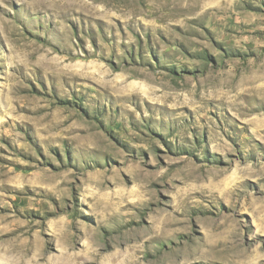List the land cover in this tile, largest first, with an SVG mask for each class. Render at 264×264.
I'll list each match as a JSON object with an SVG mask.
<instances>
[{
  "label": "rangeland",
  "instance_id": "obj_1",
  "mask_svg": "<svg viewBox=\"0 0 264 264\" xmlns=\"http://www.w3.org/2000/svg\"><path fill=\"white\" fill-rule=\"evenodd\" d=\"M63 248L264 264V0H0V264Z\"/></svg>",
  "mask_w": 264,
  "mask_h": 264
},
{
  "label": "bare ground",
  "instance_id": "obj_2",
  "mask_svg": "<svg viewBox=\"0 0 264 264\" xmlns=\"http://www.w3.org/2000/svg\"><path fill=\"white\" fill-rule=\"evenodd\" d=\"M48 1V0H47ZM74 1V0H73ZM89 1V0H88ZM24 2V1H23ZM36 2V1H35ZM59 2V1H58ZM63 2V1H62ZM81 2V1H80ZM26 3V2H25ZM28 3V2H27ZM30 3V2H29ZM28 3V4H29ZM42 3V2H41ZM44 3V2H43ZM38 4V3H37ZM48 5H49V3H47ZM46 4V5H47ZM60 4V3H59ZM65 4V3H64ZM67 4V3H66ZM80 4V3H79ZM87 4H88V2H87ZM41 5V4H40ZM46 5H43V6H45L46 7ZM56 5V4H55ZM64 6V5H63ZM78 6V5H77ZM82 6V5H81ZM90 6H92V5H90ZM48 7V6H47ZM46 7V8H47ZM50 7V6H49ZM82 7H80V9H81ZM85 8V7H84ZM88 8V7H87ZM75 9H76V6H75ZM74 9V10H75ZM92 9V8H91ZM92 10H95V9H92ZM52 11V10H51ZM97 12V11H96ZM99 14V13H98ZM41 54V53H40ZM39 56V55H38ZM43 56V55H42ZM38 59V58H37ZM52 59V58H51ZM41 60V59H40ZM47 60H48V58H47ZM56 60V59H55ZM45 61H46V59H45ZM40 62V61H39ZM46 62H49V60L48 61H46ZM52 62V61H51ZM56 62H58V61H56ZM50 63V62H49ZM40 64V63H39ZM63 64V63H62ZM51 65V64H50ZM53 65V64H52ZM55 65V64H54ZM60 65V64H59ZM42 66V65H41ZM60 67V66H59ZM46 68H48L47 66H46ZM62 68V67H61ZM57 69H58V66H57ZM52 70H54V69H52ZM51 70V71H52ZM63 70V69H62ZM50 71V70H49ZM50 71V72H51ZM56 71V70H55ZM61 71V70H60ZM45 72V71H44ZM57 72V71H56ZM55 72V73H56ZM255 84V83H254ZM257 86V85H256ZM260 88H258V90H259ZM260 91H261V89H260ZM257 93H258V91H257ZM221 183H222V181H220ZM222 184H224V183H222ZM219 186H220V184H218ZM224 186V185H223ZM225 188V187H224ZM232 228V227H231ZM69 250H70V248H63L62 250H61V253H60V256L58 257V259L57 260H59V261H62V262H64L63 264H71L72 262H73V258H75V257H73L70 253H69ZM244 254H245V252H244ZM246 255V254H245ZM119 256V255H118ZM104 257V256H103ZM107 257V256H106ZM112 257V256H111ZM114 257V256H113ZM109 259V258H108ZM107 259V260H108ZM120 259V258H119ZM243 259V258H242ZM109 262V261H108ZM107 262V263H108ZM115 263V262H114ZM113 263V264H114ZM118 264V263H117Z\"/></svg>",
  "mask_w": 264,
  "mask_h": 264
}]
</instances>
